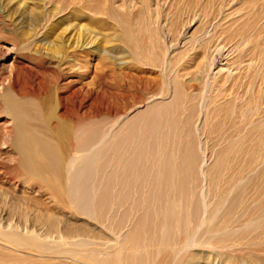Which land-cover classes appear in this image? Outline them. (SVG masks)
I'll return each mask as SVG.
<instances>
[{
    "label": "bare ground",
    "instance_id": "1",
    "mask_svg": "<svg viewBox=\"0 0 264 264\" xmlns=\"http://www.w3.org/2000/svg\"><path fill=\"white\" fill-rule=\"evenodd\" d=\"M8 1L12 0H0V13L9 19ZM236 1L246 0H167L173 13L167 12L164 22L173 41L181 33L180 23L191 26L197 20L206 30L218 21L213 34L185 57L167 61L155 38L156 29L152 28L149 38L137 30L139 39L129 23L120 21L121 28L127 27L114 37L90 24H70L62 33L74 27L71 38L65 39L59 32L58 40L42 41V48L36 51L47 61L35 64L45 67L46 77L47 72L55 76L53 79L48 73L51 86L43 77L36 83L39 75L28 74V81L22 79L24 70L31 67L15 63L8 86L4 79L0 82L6 87V91L0 90V112L7 124L0 122V152L9 146L10 154L17 157L12 164L0 161V264H231L228 253L220 250L238 242L228 232L248 194L240 189V195L220 214L228 200L224 190L229 186L222 189L225 165H220L214 175L216 202L209 205L204 198L196 203L199 139L182 117L188 99L183 97L189 90H198L199 79L181 73L199 53L210 62L212 48L226 49L229 39L219 27ZM63 2L67 0L55 5L51 18L60 13ZM245 3L250 5L248 21L252 23L232 35L236 45L250 41L254 26L264 19V0ZM17 5L29 10L26 0H18ZM72 11L80 12L77 8ZM102 11L103 16L108 13ZM81 14L82 19H88ZM158 20L151 16L149 26H156ZM49 28L46 23L41 30ZM206 34L204 31L203 38ZM100 41L113 45L101 49L96 45ZM90 52L100 54L109 71L123 79L145 80L148 100L165 98L171 91L174 100L119 124L123 114L117 106L118 110L111 107L104 112L96 108L100 95L95 86L81 81L78 88L71 80L61 84L60 76L83 78L87 74ZM154 67L160 72L152 79L147 74ZM167 69L170 73L164 75ZM141 94L138 99L144 98ZM142 99L138 107L144 104ZM212 114L207 107L204 128L208 136L218 132L212 121L220 114ZM67 208L73 211L71 217L90 216L101 227L74 229L63 215ZM202 228V237L208 236L204 242L203 238L195 240Z\"/></svg>",
    "mask_w": 264,
    "mask_h": 264
},
{
    "label": "rangeland",
    "instance_id": "2",
    "mask_svg": "<svg viewBox=\"0 0 264 264\" xmlns=\"http://www.w3.org/2000/svg\"><path fill=\"white\" fill-rule=\"evenodd\" d=\"M17 2L18 0H12L10 3L9 1L5 3L9 19L4 18L0 13V22H5L0 23V33L3 32L0 34V82L4 79L6 87L9 84L8 79L13 75L12 70H14L15 63H24L23 65L26 64L32 68L33 71H30L31 68L24 70L21 75V78H25L24 80L28 81L32 75H39L40 78L36 79V83L43 77L47 80L48 85H53L52 78L54 79L55 76L51 72H47L48 77H46L45 67L35 64V61L38 63L42 60L41 57H38L39 54L36 50L42 48L40 45L42 41L58 40L62 35L65 39L71 38L75 32H72L74 27L70 28L68 32L62 33V30L70 24V26L90 24L101 33L114 37L121 34L122 28L127 27V25H123L121 28L120 23L126 22L132 26L135 36H138L139 39L141 34L139 35L137 30H140L145 38H149L150 32L156 29L155 38L160 43V51L163 50V54L167 55L166 60L168 61L178 56L180 58L182 55L185 57L189 53L194 54L195 52H191L193 48L197 49L201 42L203 44L204 40L213 34L214 25L218 23L216 21L212 26L208 25L206 30H203V23H198L197 20L191 26L183 27L180 23L178 27L182 29L181 33L178 34L177 41H173L168 26L164 22L166 13H173L172 9L170 11L167 0H67L61 4L60 13L52 18L50 17L53 14L52 9L56 4H60L61 0H26L29 10L20 7ZM245 2L236 1L231 5L232 7H229V10H226L225 13L228 14L223 16L224 20L222 18V25L219 29L224 30V35L229 39L226 49L215 51V47L212 48L213 51L211 50L210 55L213 56H209L210 59H208L210 62L207 61V58L205 60L202 53V55L199 53L196 56L197 59L194 56L195 60L185 72L181 73L183 76H188L187 78L199 79L197 81L199 86L196 83L198 90H189V95L186 94L188 96L183 97L184 100L188 99L185 101L186 103L184 102V107L187 108H185L186 113L182 118L188 121L189 125L191 124L189 128L194 131L197 140L199 139L198 154L199 163H201L199 164L200 173H198L195 183L198 187L195 195L196 203H199V199L201 201L204 198L209 205L216 202L213 201L217 192L214 175L220 165H225L222 174V181H224L221 184L222 189L229 185L228 190H224L228 200L220 214L229 208L231 202L236 200V197L240 195V189L241 191L245 190L248 194L242 208H237L240 214L234 215V222L228 232L232 234L234 241L238 240V242H235V245L232 243L233 245L231 244L228 250L220 251L228 253L231 257V264H264V54L262 55L264 52V19L260 24L254 26L255 29L253 28L254 31L251 33L253 37L250 38V41L236 45V41H232V35L245 30L252 23L248 21L250 5ZM72 8H77L80 12H71ZM104 9L106 12L108 11L105 16L102 14ZM81 13L88 15V19H82L83 14ZM151 16L154 20L159 19L156 26L155 24L149 26ZM96 18L98 21L94 20ZM46 23H49V30H41V27ZM204 31L207 33L205 38H203ZM59 32L62 35L58 34ZM96 45L104 49L113 44L106 45L100 41ZM42 61H47V58L44 57ZM88 61L89 71L83 78L68 75L67 77L63 76L65 77L63 79L60 76L61 84L64 86L66 81L71 80L69 82L74 81L77 84L75 87L78 88L82 86V82L86 86H95L94 88L99 90L98 95H100V100L98 99L95 103L96 108H103V112L106 111L104 108L112 107L118 110V107L121 109L118 112H122L127 118L123 115L120 116L123 120L120 119L119 124L129 123L148 110L169 105L174 100L173 91L167 95L168 97L148 100L149 96L147 95L149 94L145 90V80L123 79L112 70L109 71L105 60L98 53L90 52ZM201 67L203 68L202 73L200 72ZM38 69L40 71H36ZM150 71L147 76L152 79H155L159 75L157 73L160 72L159 68L155 67L154 69L150 68ZM32 72L34 73L32 74ZM48 73L52 75V78ZM95 73L99 77L103 74L105 79L97 77ZM169 73L168 69L164 71V75ZM28 74L31 75L28 76ZM93 76H96V79ZM6 87L0 85V90L6 91ZM139 88L142 94L138 90ZM138 93L146 100L140 97L138 99L140 96ZM135 95L139 100L137 103L133 97ZM133 98L135 103L132 102ZM141 99L144 100V104L138 107ZM103 104L104 107H102ZM207 107H209V111H212V116L220 114L212 121L216 127L218 126V132L210 136L207 135L204 128L207 123V121L205 122ZM244 112H246L245 117L243 116ZM186 116H189V119ZM88 119L83 120L88 121ZM101 119L103 118L101 117ZM5 120L6 116L0 112V122L4 123ZM94 120L100 121L99 118ZM4 125L7 124L4 123ZM109 125L111 123H108V127ZM118 126L117 124L115 127L117 130ZM2 152H0V161L10 164H12V160L16 162L17 157L10 154L9 146L5 147ZM224 186L226 187L223 188ZM244 186L246 187L243 188ZM227 191L231 192L230 195ZM220 196L222 197V195ZM72 213L73 211L67 208L64 209L63 215H66L65 219L73 225L74 229L92 228L95 230L97 226L101 227L90 216L78 215V218L77 216L73 218V216L71 217ZM203 230L204 228L200 230L195 240L201 241ZM207 238L208 236H204L202 242ZM228 259L230 260V258Z\"/></svg>",
    "mask_w": 264,
    "mask_h": 264
}]
</instances>
